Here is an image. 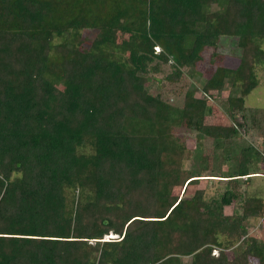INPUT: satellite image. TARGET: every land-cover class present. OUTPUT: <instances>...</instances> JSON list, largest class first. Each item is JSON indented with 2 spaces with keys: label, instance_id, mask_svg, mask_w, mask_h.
Masks as SVG:
<instances>
[{
  "label": "trees",
  "instance_id": "trees-1",
  "mask_svg": "<svg viewBox=\"0 0 264 264\" xmlns=\"http://www.w3.org/2000/svg\"><path fill=\"white\" fill-rule=\"evenodd\" d=\"M119 34L131 38L119 45ZM222 37L237 39L240 62L203 93L230 83L234 118L264 68V0H0V264H264L247 225L264 218V199L238 191L264 154L225 147L234 164L219 177L236 189L184 197L210 176L202 162L188 168L204 140L226 145L239 131L206 124L193 90L177 107L146 86L168 64L178 82ZM119 48L124 62L109 52ZM175 128L195 131L197 147ZM235 201L242 213L225 214Z\"/></svg>",
  "mask_w": 264,
  "mask_h": 264
},
{
  "label": "rangeland",
  "instance_id": "rangeland-1",
  "mask_svg": "<svg viewBox=\"0 0 264 264\" xmlns=\"http://www.w3.org/2000/svg\"><path fill=\"white\" fill-rule=\"evenodd\" d=\"M215 10H217V7L213 6L212 11ZM88 34L90 33L88 32ZM88 34L84 33L83 36L87 37ZM130 38L128 34H119V45ZM159 51L160 49L156 48V52ZM109 52L121 60V62H124L128 57V52H125L121 48ZM240 56L241 53L237 47V39L234 37H222L216 48H206L202 54V60L196 66L182 70L183 75L178 82L172 83L166 79L167 75L173 71L170 64L162 65L159 73H152L147 76V90L152 95H159L163 100L172 105L183 107L187 91L193 90L197 98H206L209 105L205 119L206 124L235 125L239 131L238 137L226 143V145L223 141L217 142L211 138L204 140L202 144L203 159H195L188 164V168H191L193 165H201L202 162V166L207 169L204 175L210 176H204L201 178L204 180L195 185H190L184 193V197L191 196L198 188L205 190L206 199L219 197L226 189H236L235 181L219 177L225 175L234 164L233 161L229 162L221 157V153H223L225 147L234 149V154H236L240 151V148L253 145L264 154V68L258 67L256 69L259 86L246 97L245 111L237 114L234 118L228 116L225 108L229 98L238 95L236 89L230 83H225L219 91L211 92L209 98L203 93V87L213 73L220 67L237 68ZM173 133L181 137L184 145L188 148L195 149L197 147V133L195 131L185 128H175ZM256 169L255 171H258L260 174L253 176L246 184H241L238 189L244 198L261 197L264 199V161L262 159L258 160ZM224 212L227 215L242 213V206L239 201H235L231 206L225 207ZM247 225L248 236L256 238L259 244L263 245L264 218L250 219ZM244 247V245L239 243L227 250L226 253L230 259H233ZM213 254L219 255V250H215ZM184 260L186 263H189L191 258H185ZM249 264H259V262L255 258H250Z\"/></svg>",
  "mask_w": 264,
  "mask_h": 264
},
{
  "label": "bare ground",
  "instance_id": "bare-ground-1",
  "mask_svg": "<svg viewBox=\"0 0 264 264\" xmlns=\"http://www.w3.org/2000/svg\"><path fill=\"white\" fill-rule=\"evenodd\" d=\"M107 238H117V236L114 234H111V235L105 236V240H107Z\"/></svg>",
  "mask_w": 264,
  "mask_h": 264
},
{
  "label": "clouds",
  "instance_id": "clouds-1",
  "mask_svg": "<svg viewBox=\"0 0 264 264\" xmlns=\"http://www.w3.org/2000/svg\"><path fill=\"white\" fill-rule=\"evenodd\" d=\"M118 238V237H117ZM117 238H107V240H105V238H104V240L105 241H109V240H113V239H117Z\"/></svg>",
  "mask_w": 264,
  "mask_h": 264
}]
</instances>
